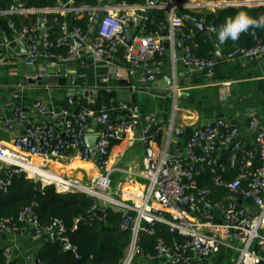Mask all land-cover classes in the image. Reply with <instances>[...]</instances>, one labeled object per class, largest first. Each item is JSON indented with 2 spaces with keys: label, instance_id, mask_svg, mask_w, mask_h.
Instances as JSON below:
<instances>
[{
  "label": "built area",
  "instance_id": "built-area-1",
  "mask_svg": "<svg viewBox=\"0 0 264 264\" xmlns=\"http://www.w3.org/2000/svg\"><path fill=\"white\" fill-rule=\"evenodd\" d=\"M109 1L110 4L105 2L90 8L76 7L74 0H55L54 8L41 10L19 8L18 0H15L9 8L10 13H38L41 16L54 11L81 15L87 11L91 26L96 22L95 13L101 11V17L91 37L90 31L85 33L77 26H72L68 31L66 23L63 35L56 41H50L46 28L49 21L45 16L39 17L31 29L24 27L17 30L12 24V29L27 44V65L33 66L41 55L36 32L41 31L44 26L43 49H68L64 57L47 52L48 57H59L66 62H73L79 56L77 45L86 44L95 60H101L114 53L119 46H124L129 78H134L141 71L145 85L153 82L158 74L154 69L163 63L165 45L162 37L144 32L140 36L137 34L128 44L132 25L136 27L138 19L129 17L127 9L130 6L125 1ZM140 1L144 2L142 9L169 8L171 39L175 32L182 35V62L213 79L218 60L198 56L193 46L187 43L192 39L191 33L187 34L183 30L185 21L206 24L205 15L199 17L184 13L179 16L174 13L177 5L174 0ZM206 27L208 33L217 35L218 44L222 45L231 40L221 43L218 39L219 31L214 25ZM245 34L254 36L255 45L234 48L226 54V60L232 61L238 57L253 60L264 55V43L255 29L250 28ZM5 60L3 51L0 55V66ZM38 76L45 77V73L41 72ZM111 77L112 74L108 75L105 81H109ZM72 105L73 101L70 99L69 106ZM69 106L62 110L64 120L61 127L54 124L29 125L15 138L11 146L0 147V194L8 191L15 176L26 173L32 178H38L43 185H55L58 192H78L91 197L94 200L91 213L99 208L104 211V217L107 208L121 213L120 229L129 231L131 240L120 264H264V122L256 131L255 150L243 148L239 127L225 118H216L201 128L199 135L195 133L186 141L184 150L178 142L171 144L170 139H165L162 148L156 149V142L162 135L158 117L156 114L145 116L136 104L120 102V110L125 111V114L114 119L107 112L97 113L88 108L73 113ZM36 107L42 108L39 103ZM14 112L21 123L28 122V116L21 107H16ZM257 120H250L251 129H254ZM92 121L96 127L91 133ZM173 129L171 124L168 134ZM91 134L97 137V151L93 163L98 172L88 182L77 177H62L54 172L42 174L31 161V157L39 156L47 159L64 158L73 150H80L83 159L89 160L91 152L86 138ZM119 139L130 142L140 140L146 144L144 167L141 171L111 165V142ZM230 145L233 147L229 161L238 172L233 179L226 180V167L220 162L219 156ZM172 147L175 152L172 165H168L167 157ZM206 170L213 174L214 186L223 191L200 187L198 175ZM115 172L125 175L123 181H120L122 191L123 183L130 185L141 180V184H144L136 186L140 195L133 196L127 191L126 195L122 191H116L115 196L111 194ZM219 193L222 195L219 196ZM236 198L241 199L242 203L239 204ZM33 209L32 206L25 207L15 218L0 216V229L17 235L23 233L25 225L30 222L37 231L54 233L58 238L68 241L62 237L66 232L62 220L54 219L47 226L41 227ZM160 224L184 239L174 238L168 243L164 238L158 237L155 253H143L139 244L141 234L156 237ZM140 253L143 257L137 262ZM4 256L9 262L13 256L12 250L5 248Z\"/></svg>",
  "mask_w": 264,
  "mask_h": 264
},
{
  "label": "crops",
  "instance_id": "crops-1",
  "mask_svg": "<svg viewBox=\"0 0 264 264\" xmlns=\"http://www.w3.org/2000/svg\"><path fill=\"white\" fill-rule=\"evenodd\" d=\"M62 1L66 2L67 0ZM106 3L110 4V1L106 0ZM126 3L130 6L127 9L129 17L138 19V25L142 23L137 33L138 36L146 33L148 16H153V20L157 24L158 33L151 35L162 37L165 53L162 65L154 69V72L159 73L161 77L173 76L176 85H178L173 87L172 93L167 97H157L138 90L147 84L144 83L141 71H138L134 78H129L124 58V46H119L110 56L95 60L86 44H78L79 56L73 62H66L59 57H48L47 53H43L44 49L33 66L27 65V44L22 36L12 29L10 17L11 14L26 16L27 13H10L11 0H0V43H2L0 46L6 55L5 62L0 66V147L11 146L15 138L24 131L28 122L34 126L54 124L58 128L61 127L64 120L62 110L69 106L70 98L77 97L90 103L96 100L86 98L85 90L99 92L101 89H110L117 93L119 103H131L134 96L136 105L145 116L157 115L158 124L162 128L161 148L165 144V139H170L171 144L177 142L181 144L185 142L189 128L195 132L198 125L203 128L216 118H225L239 127L243 148L249 145L246 147L247 149L253 147L252 150H255L256 132L249 127V122L252 118L260 120V125L264 122V55L253 60L238 57L228 61L226 54L231 48L229 45L233 42H229V45L227 42L220 45L217 39L212 38L210 39L212 48L209 52L213 54V58L218 60V66L215 76L210 79L202 72L188 67L182 62V35L175 32L174 38L171 39L169 8L142 9L141 5L144 6V2L140 0L137 3ZM174 3L177 4L174 10L177 15L182 9H190L192 12L206 15L227 7H235L249 14L248 8L264 6V0H187L184 3L181 0H175ZM160 10H165V20L167 21L163 28L160 27L156 18L157 14L160 16ZM63 15L68 18L67 30L70 31L72 12H66ZM196 25V23H192V27L197 29ZM137 26L132 25L131 35ZM190 31L195 34L193 28H190ZM54 70L58 76H75L77 78L76 86L58 83L39 85L38 83L25 82L32 73L38 76L44 72L45 77H48L49 72ZM110 74H112L111 79L105 81V78ZM125 81L131 83V86ZM151 83L149 82L148 86ZM71 89H74L72 97ZM38 103L42 106L41 109L36 107ZM16 107H21L28 116L26 124L21 123L15 115ZM69 108L73 110L74 105ZM123 114L125 111H120L116 115ZM54 117H57L56 121L53 119ZM171 124L174 129L171 134H168ZM91 127L92 130L96 127L93 121ZM179 129L182 130V134L176 132ZM145 150L146 144L140 140L130 142L127 139H119L110 150V163L112 166L123 169L141 171L144 167ZM221 157L222 155L219 156V160ZM31 161L38 166V170L43 172H54L62 177H77L85 182L90 181L91 177L98 172L93 158L84 160L80 150H73L66 157L60 159H47L39 156L31 157ZM117 174L119 175L117 176ZM114 175L119 177L116 191L121 192L120 184L122 183L120 181H123L125 175L121 172H115ZM26 176L39 181L38 178H32L27 174ZM142 184L141 180L136 184L126 185L123 183L122 192L125 195L127 191L133 196H139L140 193L136 186H142ZM52 241L54 240L50 233L37 231L30 222L25 225L24 232L17 235L6 233L0 229V248H10L13 255L17 253V257L25 264H34L36 261L35 252Z\"/></svg>",
  "mask_w": 264,
  "mask_h": 264
},
{
  "label": "trees",
  "instance_id": "trees-1",
  "mask_svg": "<svg viewBox=\"0 0 264 264\" xmlns=\"http://www.w3.org/2000/svg\"><path fill=\"white\" fill-rule=\"evenodd\" d=\"M122 1L128 3L139 2V0H116V2ZM105 2L106 0H74V6L94 8ZM11 3L13 4L14 0H11ZM17 6L22 9L49 10L55 7V0H18ZM240 10L235 7H227L219 9L216 13H207L205 15L206 25L209 26L212 24L217 31H220L226 19L235 17ZM248 10L250 11L249 15L254 19L264 16V6L248 8ZM159 13L160 16L159 14L156 15L157 22L163 28L167 24L165 10H160ZM182 13H191L199 17L204 16L203 13L192 12L190 9L179 10L178 15L181 16L180 14ZM42 16L47 17L49 21L46 24L49 40L56 41L63 35V27L68 21V18L63 13L50 11L41 16L38 13H27L26 16L18 14L10 15L12 24H14L17 30H22L24 27L31 29L36 24L37 19ZM147 19L145 27L146 34L158 33L159 30L156 29L157 24L154 22L153 16L150 15ZM70 21L72 26L80 27L85 33L90 31L91 23L87 11L81 15L72 13ZM190 28L195 30V34L190 31ZM254 29L264 43V27ZM183 30L187 34L191 33L192 39L187 43L193 46L198 56L213 58V54L209 52L212 48L210 39H217L216 34L201 32L192 27V23L189 21L184 22ZM40 33V30L36 32L38 40ZM229 42L233 43L229 45ZM255 43L256 41L253 35L244 33L238 40H230L227 42V45L231 46L228 52L236 47H251ZM44 49L43 53L52 52L60 54L63 57L68 53V49L65 47ZM2 53L3 50L0 46V55ZM70 99L74 105L73 110H71L73 113H79L88 108L95 110L97 113L107 112L114 119L117 117L116 114L121 111L120 103L117 101V93L110 89H101L98 92L96 100L92 103L77 97ZM194 135V130L189 128L185 141ZM161 137L162 135L156 142V149L160 147ZM117 142L118 140H112L110 150H112ZM232 147L230 145V147L221 152L222 157L220 158V162L226 167V174L224 175L226 180L233 179L236 172H238L237 168L231 166L229 161ZM246 147H249V145ZM246 147L244 149H247ZM198 180L200 187L213 188L217 192L223 191L214 186L213 174L209 170L201 172L198 175ZM218 195L220 196L222 194L219 193ZM93 204L94 200L85 194L78 192H58L55 185H43L41 181L30 179L25 173H22L14 177L12 185L7 192L0 194V216L15 218L25 207L32 206L36 208L37 220L41 227L47 226L54 219L63 221L66 232L63 233L62 237L67 238L70 245L75 247V250L52 241L35 252V258L38 264H120L130 243L131 233L120 229V223L122 221L121 213L107 208L105 209V217L99 219L95 212H90ZM157 232L156 237L149 236L146 233L141 234L139 244L143 248V253H155V245L158 237L164 238L168 243H171L174 238L179 240L184 239V237L177 233L169 232L168 228L163 224L158 225ZM16 254L8 262L4 256V249L0 248V264H25ZM142 257L143 255L140 253L137 257V262L141 261Z\"/></svg>",
  "mask_w": 264,
  "mask_h": 264
},
{
  "label": "water",
  "instance_id": "water-1",
  "mask_svg": "<svg viewBox=\"0 0 264 264\" xmlns=\"http://www.w3.org/2000/svg\"><path fill=\"white\" fill-rule=\"evenodd\" d=\"M101 17V11H97L95 13V19L96 22L94 23V25L91 26L90 28V34L89 37H91V34L95 31L96 28V23L97 21L100 19ZM142 26V23L139 24V26L136 28L135 32L127 39V43L130 44L132 42V40L134 39V37L137 35L138 31L140 30ZM197 29H199L201 32L207 33V27L204 23H199L196 25ZM45 31V27L43 26L41 28V33L39 36V48L41 51H43V43H42V35ZM156 80H154L150 86H148V84L144 87V88H139V91H142L144 93H148L150 95L153 96H157V97H167L170 93H172L173 87H176L178 85H176L175 83V79L173 76H167V77H161L159 76V73L156 75ZM76 81L77 78L75 76H58L56 70L49 72V76L48 77H41V76H36L33 73L30 75V78L27 79L25 82H29L32 84L38 83L39 85H47V84H55L58 83L60 85H66L68 84L69 86H76ZM125 83H127L129 86H131V83H128V81H125ZM23 84H25L23 82ZM70 94L71 97L74 96V89L70 90ZM98 91L97 90H85L84 91V96L86 98H89L90 100H95L97 97ZM132 104H136L135 100H134V96L132 97ZM57 117H54L53 119L56 121ZM30 122L27 123L26 126H29ZM260 125V120H257L254 126V131L256 132L258 129V126ZM202 126L198 125L195 128V133L196 135H199V132L201 130ZM93 132V130L91 131V133ZM176 132L178 134H182V130H176ZM86 142L88 147L90 148V152H91V158H95L96 156V142H97V137L94 134L89 135L86 138ZM175 152V148L172 147L170 149L169 152V156L167 157V163L168 165H172V156ZM236 201L241 204L242 200L239 198H236ZM34 212L36 213V208L34 207ZM96 216L99 219H103L104 218V211L102 209H97L95 211ZM51 237L52 239L61 244L62 246L66 247V248H70L75 250V247L71 246L69 241L61 239V238H56V235L54 233H51ZM34 264H38V261H35Z\"/></svg>",
  "mask_w": 264,
  "mask_h": 264
},
{
  "label": "clouds",
  "instance_id": "clouds-1",
  "mask_svg": "<svg viewBox=\"0 0 264 264\" xmlns=\"http://www.w3.org/2000/svg\"><path fill=\"white\" fill-rule=\"evenodd\" d=\"M261 27H264V16L254 19L247 12L240 11L235 17L226 19L218 33V39L221 43L229 39L236 41L242 33L247 32L250 28Z\"/></svg>",
  "mask_w": 264,
  "mask_h": 264
},
{
  "label": "rangeland",
  "instance_id": "rangeland-1",
  "mask_svg": "<svg viewBox=\"0 0 264 264\" xmlns=\"http://www.w3.org/2000/svg\"><path fill=\"white\" fill-rule=\"evenodd\" d=\"M174 2H175V0H174ZM181 2L182 3H184V2H187V0H181ZM193 10V9H192ZM185 145H186V141L185 142H183V143H181V148L184 150L185 149ZM119 174H117V176H118ZM116 175H114L113 177H112V190H111V194H113L114 196H115V192H116V183H117V181H118V179H119V177H117Z\"/></svg>",
  "mask_w": 264,
  "mask_h": 264
},
{
  "label": "bare ground",
  "instance_id": "bare-ground-1",
  "mask_svg": "<svg viewBox=\"0 0 264 264\" xmlns=\"http://www.w3.org/2000/svg\"><path fill=\"white\" fill-rule=\"evenodd\" d=\"M171 5H172V3H171ZM40 173L45 174V175L49 174V173H46V172H43V171H41Z\"/></svg>",
  "mask_w": 264,
  "mask_h": 264
}]
</instances>
